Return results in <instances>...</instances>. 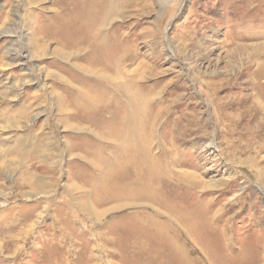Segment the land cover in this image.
Wrapping results in <instances>:
<instances>
[{"label":"rangeland","instance_id":"374dc122","mask_svg":"<svg viewBox=\"0 0 264 264\" xmlns=\"http://www.w3.org/2000/svg\"><path fill=\"white\" fill-rule=\"evenodd\" d=\"M120 1L108 27L169 179L100 203L128 177L82 160L99 114L64 121L63 84L83 77L44 31L71 6L0 0V264H264V0Z\"/></svg>","mask_w":264,"mask_h":264},{"label":"bare ground","instance_id":"6f19581e","mask_svg":"<svg viewBox=\"0 0 264 264\" xmlns=\"http://www.w3.org/2000/svg\"><path fill=\"white\" fill-rule=\"evenodd\" d=\"M64 1L71 7L61 14L57 15V12L44 31L46 37L59 44L54 55L83 77L72 76L63 84L64 97L60 107L67 115L63 120L83 124L89 113L99 114L97 131L87 136L90 150H83L82 160L89 165L88 171L98 172L99 177L111 176L113 172L127 174L128 179L109 185L114 193L108 189L106 200L100 203L141 200V194L155 192L162 178L169 179L171 170L168 160L158 162L152 153L155 121L150 124L144 118L140 119L150 102L143 100L135 71L124 68L134 61L132 48H127L130 45L124 43L114 27H108L110 20L120 15L121 1ZM104 114L110 116L104 117ZM162 156L168 159L169 154L163 151ZM130 177L133 178L130 180ZM90 180L91 184L95 182V179ZM150 225L153 231H162L160 224L153 222Z\"/></svg>","mask_w":264,"mask_h":264}]
</instances>
